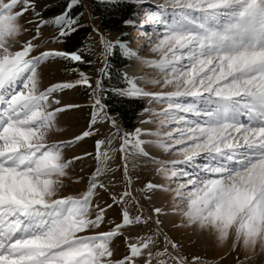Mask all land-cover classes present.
Returning <instances> with one entry per match:
<instances>
[{
    "label": "snow or ice",
    "instance_id": "obj_1",
    "mask_svg": "<svg viewBox=\"0 0 264 264\" xmlns=\"http://www.w3.org/2000/svg\"><path fill=\"white\" fill-rule=\"evenodd\" d=\"M130 2L137 12L124 24L151 28L139 36V49L92 29L101 58L119 48L152 69L141 76L123 73L126 86L114 90L146 100L149 119L141 124L155 125L125 132L98 98L99 78L93 84L80 72L74 81L41 86L52 61L90 63L81 51L41 50L87 23L85 13L72 14L82 0H67L50 19L37 11V0H0V264H209L182 254L183 246L163 231L162 217L170 216L181 217L174 227L206 233L218 249L243 252L241 264L264 256V0H152L158 11L144 8L149 0ZM30 14L34 19L27 23L35 31L21 41L32 31L21 24ZM48 27L54 34L44 37ZM145 46L150 59L140 55ZM77 87L91 89L84 130L71 140L49 142L61 131L58 118L80 108L61 99ZM105 126L112 131L95 140L93 153L65 159V149L99 136ZM117 153L120 164L112 168ZM85 157L96 161L85 190L64 195L68 170ZM137 160L155 165L167 183L148 181L136 189L130 165L134 169ZM116 172L123 191L110 203L97 202L108 191L103 177ZM160 193L171 198L167 210L156 203ZM142 200L151 203L150 211ZM113 209L117 217L110 221Z\"/></svg>",
    "mask_w": 264,
    "mask_h": 264
},
{
    "label": "rangeland",
    "instance_id": "obj_2",
    "mask_svg": "<svg viewBox=\"0 0 264 264\" xmlns=\"http://www.w3.org/2000/svg\"><path fill=\"white\" fill-rule=\"evenodd\" d=\"M60 0H37V11L41 12L45 19H50L54 15L61 12L55 11L48 14H44V10L59 2ZM66 1L67 0H61ZM162 3L163 0H160ZM82 6L84 13L86 14L85 20L87 21L90 30H86V34L81 35V43L71 51H81L84 54L86 60L90 61V63H80V64H69L64 61H52L49 66L45 67L42 72V87H47L51 83H56L62 80L66 81H74L78 78L80 72L86 73L88 77L92 80L93 84H95L96 80L100 77V67H101V49L98 44V37L96 33L92 31L93 27L99 28V20L97 15L92 11V2L91 0H82ZM145 9H149L152 11H158L157 5L152 0L146 2L144 4ZM64 9V8H63ZM135 13H132V16ZM29 19H34V17L30 14L25 16L23 20H21V24L25 25L27 28L32 31L24 34L21 37V41L28 39L33 32L35 31L34 24H28L27 21ZM121 29L118 32L109 31L102 32L104 36H106L109 40L119 39L120 36L122 39L126 38L130 43V46L136 50L139 49V46L143 44V40L139 39L141 33L147 31L150 32L151 28L145 26L139 29H131L127 27L124 22L120 24ZM54 29L51 27L45 28L43 35L44 37H51L54 34ZM72 44V43H71ZM64 43L61 44H46L44 45V49L48 48H56L60 50H65ZM140 55L145 57L146 59H150L153 57V54L150 50L145 46L144 50L140 52ZM131 67V71L127 72L126 69ZM124 73L127 72L129 75L141 76L145 74H151L152 69L147 66H139L136 61L132 60L127 66L123 69ZM141 86H145L143 82H141ZM90 93L91 89L86 87H77L71 90L66 91V93L61 94V99L63 103H75L80 105L79 109L70 110L66 114H62L58 118V126L61 131H55L50 135L49 142H59V141H67L71 140L74 135L80 133L84 130L86 121L88 119V115L90 112ZM102 101V104L106 108L104 100L103 90L100 93L99 97ZM146 101V100H145ZM147 102V101H146ZM157 111L162 107L161 105L153 106ZM109 112V111H108ZM110 113V112H109ZM111 115V113H110ZM113 117V115H111ZM149 119L148 114L143 113L136 121L138 127H146V128H154L155 125L152 124H141L142 120ZM242 120H246V117H241ZM118 123V122H117ZM119 124V123H118ZM120 126V125H119ZM121 128V127H120ZM122 130V129H121ZM110 131V126H105L100 129L99 136H93L92 138L86 139L80 143L73 144L71 147L64 150V157L67 160H71L75 156H83L85 152L93 153L94 142L96 139L103 138L104 135L108 134ZM123 131V130H122ZM113 148H118V143H114L112 145ZM154 155L162 159H172L178 157H169L163 156L161 153L156 152ZM120 164V157L117 153L114 160L111 161L110 166L112 168H116ZM96 168V161L92 159V157H85L83 160L75 161L73 166L70 167L69 176L71 179L65 180L66 187L63 190L64 195H76L85 190V184L87 178L90 173L94 171ZM131 176L134 182V187L136 189H140L144 186L148 181H153L156 183L166 184L167 181L156 174V166L146 163L143 160H137L136 167L131 168ZM76 178H83L84 182H76ZM104 183L108 186L107 192H101L97 198V202L103 204L104 202H111V195H119L124 189V183L121 177L120 172H116L115 176L112 173H108L103 177ZM137 195H139L137 193ZM170 196L166 193H160L159 199L156 200L158 206H163L167 210V206L170 203ZM142 203L145 205V210L150 211L152 205L148 201L142 200ZM129 210L135 214L136 209L129 205ZM117 209H113L109 212V220L116 219L117 217ZM164 219V224L162 225L163 231L166 232L171 238L175 239L179 244L183 246L182 254L192 256L199 255L205 260L209 262V264H241V262L245 261V255L241 251L231 252L230 249L225 248H216L214 246V242L207 234L201 235L200 232L194 231L191 227H182L177 228L174 225H179L181 223V217L179 216H170V217H162ZM102 231L107 230V225L101 229ZM136 232L141 231V229H135ZM115 247L119 251H123V243L121 240H117L115 242ZM118 251V254H119ZM221 257H226L221 261ZM252 264H264V256L258 257L257 259L252 261Z\"/></svg>",
    "mask_w": 264,
    "mask_h": 264
},
{
    "label": "trees",
    "instance_id": "obj_3",
    "mask_svg": "<svg viewBox=\"0 0 264 264\" xmlns=\"http://www.w3.org/2000/svg\"><path fill=\"white\" fill-rule=\"evenodd\" d=\"M92 11L97 15L99 20V28L102 32L115 31L121 29L120 24L132 16V13L137 12V7L130 0H120L119 5H112L103 2V0H91ZM66 1H59L47 7L44 14L55 11H60L64 8ZM84 13L82 4L73 11V15L79 17V14ZM90 30L86 23L80 30L65 39L64 46L66 50H73L75 46L81 43V35L86 34L85 31ZM119 39H122L120 36ZM72 43V44H71ZM101 67L104 69V75L99 79L103 83L104 102L108 111L113 115L119 123L121 129L125 132H132L137 126V119L144 113L143 109L149 107L148 103L143 99L126 98L117 95L115 89L126 86L122 79L123 69L132 60L126 57L119 48L112 50L107 55L101 58Z\"/></svg>",
    "mask_w": 264,
    "mask_h": 264
},
{
    "label": "bare ground",
    "instance_id": "obj_4",
    "mask_svg": "<svg viewBox=\"0 0 264 264\" xmlns=\"http://www.w3.org/2000/svg\"><path fill=\"white\" fill-rule=\"evenodd\" d=\"M127 72H130L131 71V67H128V69H126Z\"/></svg>",
    "mask_w": 264,
    "mask_h": 264
},
{
    "label": "clouds",
    "instance_id": "obj_5",
    "mask_svg": "<svg viewBox=\"0 0 264 264\" xmlns=\"http://www.w3.org/2000/svg\"><path fill=\"white\" fill-rule=\"evenodd\" d=\"M204 231H205V232H207V231H208V229H205Z\"/></svg>",
    "mask_w": 264,
    "mask_h": 264
},
{
    "label": "water",
    "instance_id": "obj_6",
    "mask_svg": "<svg viewBox=\"0 0 264 264\" xmlns=\"http://www.w3.org/2000/svg\"><path fill=\"white\" fill-rule=\"evenodd\" d=\"M100 76H101V74H100Z\"/></svg>",
    "mask_w": 264,
    "mask_h": 264
}]
</instances>
